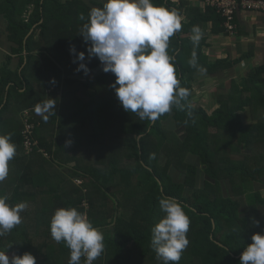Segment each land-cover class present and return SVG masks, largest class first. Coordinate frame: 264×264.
I'll return each mask as SVG.
<instances>
[{"label": "trees", "instance_id": "obj_1", "mask_svg": "<svg viewBox=\"0 0 264 264\" xmlns=\"http://www.w3.org/2000/svg\"><path fill=\"white\" fill-rule=\"evenodd\" d=\"M152 3L175 9L181 18L169 54L190 95L182 108L142 121L119 105L110 87L114 74L87 57L79 16L92 7L82 0H0L11 54L19 58L18 67L6 64L0 77V135L10 134L16 145L0 195L10 205L28 204L22 223L0 237V250L12 244L7 255L29 252L36 264H68L69 249L51 238L49 222L56 209L74 207L104 235L105 251L93 264H161L150 247V228L163 217L161 197L178 201L191 221L179 264H239L252 234L264 230V194L253 189L264 183V65L215 95L218 106L211 113L194 107L198 77H214L247 58L210 61L206 37L193 45L194 25L202 35L206 25L210 35H226L214 10L183 0ZM70 46L85 53L87 75L76 71ZM193 49L197 67L188 63ZM48 97L56 107L45 122L34 106ZM246 109L260 121L243 123ZM25 110L36 118L38 144L29 155L22 150L19 119ZM235 154L242 158L233 159ZM222 183L230 195H223Z\"/></svg>", "mask_w": 264, "mask_h": 264}, {"label": "clouds", "instance_id": "obj_2", "mask_svg": "<svg viewBox=\"0 0 264 264\" xmlns=\"http://www.w3.org/2000/svg\"><path fill=\"white\" fill-rule=\"evenodd\" d=\"M83 22L80 36L86 43L89 60L97 58L102 71L114 74L113 88L119 105L127 113L136 114L140 120L155 121L170 113L173 106L182 108L190 91L181 87L175 68V58L169 54V41L182 28L181 18L175 9L154 5L152 0H103L102 7H92ZM202 30L194 25L190 39L197 45ZM78 62L76 71L87 75L90 69L83 62L85 53L69 48ZM188 63L197 67L193 49ZM201 73L206 69L199 67ZM55 81L53 80V83ZM56 101L49 98L34 106L36 115L46 122L55 114ZM190 115V114H189ZM66 141L65 146H70ZM16 155V145L11 135H0V183L9 175V162ZM7 195H0V237H4L22 223L21 213L27 202L10 205ZM159 208L163 217L150 228V247L161 264H179L189 245L187 233L190 218L175 199L161 197ZM259 221H253L259 225ZM51 238L63 242L69 249L68 264H93L105 251L104 235L87 217L74 207L58 208L50 218ZM251 243L240 255L239 264H264V230L251 236ZM0 250V264H36L29 252L21 255L6 254Z\"/></svg>", "mask_w": 264, "mask_h": 264}, {"label": "crops", "instance_id": "obj_3", "mask_svg": "<svg viewBox=\"0 0 264 264\" xmlns=\"http://www.w3.org/2000/svg\"><path fill=\"white\" fill-rule=\"evenodd\" d=\"M84 4L90 7H98L97 5H102L103 0H82ZM189 3L191 6L200 8V3L202 0H183ZM202 10V9H201ZM236 32L233 36L228 35H218L209 34V26L206 25V33L203 37L208 38V36L214 38L208 46L207 43V55H209L210 50L208 47L216 45L218 42L221 43L222 49H224L225 57H229L232 60L246 57L241 65H245L247 72L255 66L264 65V14L254 13V12H242L240 11L236 15ZM6 22L3 17H0V77L2 76L3 68L9 63V68L15 70L19 65L18 56L11 54V44L8 41L6 33ZM224 57V58H225ZM237 67V66H236ZM239 67V66H238ZM238 70V69H236ZM229 71H224L222 74L225 76ZM246 73L243 75L245 76ZM241 77V76H240ZM222 76L216 75L214 77L205 78L204 81H219ZM52 90H47L46 93L50 94ZM211 93V92H210ZM219 95L217 93H211V96L215 97ZM215 99V105H218ZM246 111V110H245ZM245 116L244 112L241 117ZM244 118V117H243Z\"/></svg>", "mask_w": 264, "mask_h": 264}, {"label": "rangeland", "instance_id": "obj_4", "mask_svg": "<svg viewBox=\"0 0 264 264\" xmlns=\"http://www.w3.org/2000/svg\"><path fill=\"white\" fill-rule=\"evenodd\" d=\"M212 39H214V38L208 36V38L205 39V43L208 41V46H209L210 43L212 42ZM208 48L210 50L209 55H207V46L204 47L203 49H204V52L208 56L210 61H215L216 59H221V58L225 57V54L223 52L224 49H222L220 42H218L216 45H212L211 47H208ZM238 66L234 67L230 70H226L229 72L225 76H223V74L221 73L220 76H222V79L219 81H211V83L210 82L208 83V82L204 81L203 77H198L196 79V81L194 82L193 96H192V100H190L191 104L194 107H203L204 109H206L208 111V113H211L218 106V105H215V103H214L215 97L211 96V93L213 92V93H217V94H223V93L227 92L231 81L232 80L239 81V78H241L247 72L245 65L243 66L240 64ZM236 69H238V70H236ZM244 114H245V116L243 115L244 118L242 117V121L245 124H251V123L260 121L259 119L258 120L252 119L253 118L251 116L252 112L249 109H246ZM259 118H260V116H259ZM19 119H20V122H22L21 118H19ZM167 127H171L170 123H167ZM243 153H240V154L242 155ZM241 155L235 154V155H232V158L238 160V159L242 158ZM194 161H196V159ZM200 168L198 166V173L199 174H200V172H199ZM195 175H196V173H195ZM198 178H199V176H198ZM74 182H76V184H78V185L80 184V180H75ZM198 183L200 184V182H198ZM253 189L258 190V191H262L261 193L264 194V183L263 184H254ZM222 192H223L224 196L230 195V191H229V189H227L226 183H222ZM259 211H260V214L263 213L262 208H260Z\"/></svg>", "mask_w": 264, "mask_h": 264}, {"label": "built area", "instance_id": "obj_5", "mask_svg": "<svg viewBox=\"0 0 264 264\" xmlns=\"http://www.w3.org/2000/svg\"><path fill=\"white\" fill-rule=\"evenodd\" d=\"M200 8L212 9L222 20V28L226 35L233 36L236 32V15L242 12H254L264 14V0H202ZM22 120V150L25 155L33 153L38 142L34 138L36 123L34 114L25 110L21 114ZM46 156L43 150H40Z\"/></svg>", "mask_w": 264, "mask_h": 264}]
</instances>
